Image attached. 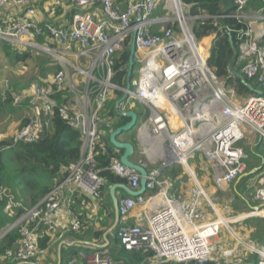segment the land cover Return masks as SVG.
I'll return each instance as SVG.
<instances>
[{"label":"built area","instance_id":"2783aa9c","mask_svg":"<svg viewBox=\"0 0 264 264\" xmlns=\"http://www.w3.org/2000/svg\"><path fill=\"white\" fill-rule=\"evenodd\" d=\"M116 1H54L49 15L59 4L74 10L68 24L56 26L35 20L38 0H0V10H20L16 21L0 25V42L18 51L40 49L59 68L48 80L12 93L13 106H27L32 115L12 135L1 133L0 141L11 138V145L5 148L35 142L59 116L80 133L82 142L80 156L68 174L34 206L24 207L6 189H0V200L6 199L7 212L15 217L11 229L20 233L17 246L0 252V264H40L45 250L39 248L38 233L54 230V216L70 185L80 195L103 203L101 188L105 182L94 157L103 145L104 130L112 125L102 110L109 99L118 98L117 115L128 111L130 102L142 105L147 114L136 133L145 157L141 163L146 170L145 190L138 196H120L117 190L120 223L116 230L109 231L123 249L146 255L142 264H250L239 258L231 241L217 239L224 229L245 254L257 258L252 264H264V244L239 239L232 230V225L251 218L264 220V172L260 171L253 194L258 206L237 215L227 212L223 217L224 210L208 196L190 164L193 160L203 162L214 187L224 190L247 168V154L240 145L243 140L256 137L251 146H260L264 153V95L239 102L235 90L211 70L209 53L192 32V24L200 19L230 18L243 23L233 31L238 52L236 69L262 88L264 15L246 11L250 0H234L231 13L217 16H189L181 0H139L124 10L117 8ZM159 7L163 14L155 17ZM219 30L232 32L227 26ZM133 32V60L139 68L126 89L128 67H116ZM60 93L66 99L63 103L56 99ZM103 152L107 154L104 148ZM173 165L183 169L181 176L167 173ZM108 169L124 179L130 190H140L141 176L135 170L113 157ZM15 209H22L21 214L17 216ZM136 210L138 213L131 216ZM130 217L132 224L126 222ZM70 230L80 231L81 223L72 221ZM85 263L114 264L99 252L86 257Z\"/></svg>","mask_w":264,"mask_h":264},{"label":"trees","instance_id":"16d2710c","mask_svg":"<svg viewBox=\"0 0 264 264\" xmlns=\"http://www.w3.org/2000/svg\"><path fill=\"white\" fill-rule=\"evenodd\" d=\"M234 0H181L184 11L189 16L205 14L208 16H217L219 14H229L233 11L230 5ZM249 13H262L264 15V0H250L247 9ZM243 23H237L236 20L225 18L219 20L212 19H200L192 24V32L197 39L211 41L210 35H214L213 42L211 44L208 64L211 70L218 78H223L228 87L235 90L239 97L253 96L240 81L229 78L228 63L230 61L231 49L227 34L224 30H219L220 27H229L232 29L231 36L236 41V37L233 31L239 30ZM261 43L264 45V41ZM130 38L127 39L120 56L118 57V64L116 68L121 65L128 67V56L130 49ZM7 47V46H6ZM14 49V48H13ZM6 50H10L9 48ZM27 50L18 51L16 49L8 51L7 56H10L15 63L24 62L30 58V52ZM52 71L55 73L58 71V66L52 61ZM239 71V69H237ZM122 75V74H121ZM118 75L116 78H118ZM248 82L255 88L263 92L264 87L260 88L254 82L248 80ZM26 84L15 85L14 88H10L1 97L0 104L7 107L10 111H19L12 105V93L16 88L26 86ZM64 94L60 93L56 96L58 102H65L63 98ZM3 99V100H2ZM118 99H109L102 110L104 118H108L112 121V125L104 130L102 138L103 145L97 148V153L94 157L97 162V170L99 176L104 179V185L101 188V195L108 196V190L115 184L127 183L124 179H120L112 174L109 169V159L116 158L119 160L122 155L121 151H117L109 141L110 133L118 127H121L127 122V118L116 114L115 105ZM26 119L21 121V127L24 125ZM11 138L3 139L0 141V189H6L13 195L16 202L20 203L24 207L34 206L41 201L43 197L60 182L67 174L70 167L75 164L80 156V149L82 146L81 135L78 131L70 127L63 118L55 116L51 120V125L47 133L42 134L41 137L32 143H19L15 146H10ZM103 148L107 154L103 152ZM257 149V147H256ZM252 149H249L251 151ZM248 151V152H249ZM252 160L258 163L259 170L264 169V155H257L252 153ZM249 168L252 167L251 163H247ZM258 167V168H259ZM248 168V169H249ZM168 170L167 173L174 175ZM255 172H259L258 169ZM249 173H245L238 177L233 184L235 196L239 197V187L244 183L246 176ZM84 197V196H83ZM86 198V197H85ZM102 205V209L105 208L110 212L112 210V203ZM102 204V203H100ZM6 199L0 200V252H4L6 249L14 248L17 246V242L20 238V233L17 229H11L3 237H1L3 229L11 225L14 222L15 217L7 212ZM22 209H15V214L18 216L21 214ZM117 228V227H116ZM116 228L114 230H116ZM102 233L96 232L95 236H100ZM252 238L257 239V242L264 244V220L261 221L260 228H257V232L252 235ZM111 242V247L108 255L114 264H142L146 255H142L139 252L124 250L120 242L114 237H108ZM48 238L44 235L38 238L39 248L41 250L46 249ZM250 261L254 263L257 258L252 255ZM157 264H198L194 261L186 263L178 262H161Z\"/></svg>","mask_w":264,"mask_h":264},{"label":"crops","instance_id":"0c3cea01","mask_svg":"<svg viewBox=\"0 0 264 264\" xmlns=\"http://www.w3.org/2000/svg\"><path fill=\"white\" fill-rule=\"evenodd\" d=\"M54 1L58 2L59 0H38L37 4L34 6L35 20L37 22L42 24L51 22L56 26L66 25L69 23V20L74 10L68 6L59 4V7L56 12L54 14L49 15V8L55 3ZM138 1L139 0H117L116 5L117 8H119L120 10H124L129 4L136 3ZM162 14L163 11L161 7L157 8L154 12L155 17H159ZM19 15L20 10L17 11L11 8L6 10H0V25L7 26L10 22L6 21L10 20L11 22H14L18 19ZM262 39V41H264V36ZM21 69H23L25 73L26 68L24 66L19 68L18 74L23 75L24 73H22ZM9 71H11V68L6 65L0 67V73ZM26 86H21L20 88H17V90L13 91H19L21 88H24ZM133 104H135L134 107ZM20 107L25 109V111H23L24 119H27L29 116L32 115V111L27 108V106ZM137 107L138 111H136ZM128 110H133L137 115V121L140 120L141 123L147 117L144 108L142 107V105H138V103L130 102ZM136 133L137 129H134L129 132H123L117 138V141L132 143L134 146V153L130 157V161L135 164L141 165V163L145 162V157H142L140 155V143L137 139ZM250 138L252 142L257 139L254 136ZM250 147V149L255 148V146ZM117 151L118 150L115 151V154ZM178 169V166H172L170 168V171H172V173L178 176H181L183 173L180 174V172H175V170ZM76 191L77 190L75 189V186L72 185H70L66 189L63 205L54 216V230L49 233L45 230H41L38 233V237L45 235L48 238V241L46 242L47 247L46 249H44V255L42 258H40V264H86V257L93 254L94 252H99L103 255L105 253H108L111 247V242L109 241L108 237L113 238V236L109 231L112 228L118 227L120 222L119 218L118 220H116L114 216L113 207L110 212H108V210L105 208L102 209V205L109 204V190L108 196H103L104 199L102 204L94 201L91 198L86 197L85 195H83V197ZM118 192L120 193V196L125 193L122 190H118ZM138 211L139 210L132 212L131 216L136 215ZM72 221H78L81 223L80 231L72 232L70 230ZM126 222L132 224L134 221L133 218L130 217L126 220ZM11 227V225L6 226L3 229L1 237H3L7 232H9L11 230ZM96 232H100L102 234L98 237L95 236ZM70 261L72 263H70Z\"/></svg>","mask_w":264,"mask_h":264},{"label":"rangeland","instance_id":"374dc122","mask_svg":"<svg viewBox=\"0 0 264 264\" xmlns=\"http://www.w3.org/2000/svg\"><path fill=\"white\" fill-rule=\"evenodd\" d=\"M208 37L211 38L210 42L206 40L201 41V45L203 48H205L207 54L210 53V48L213 42L214 35H210ZM6 48L10 49L8 51L14 50L10 45L0 42V67L6 65L11 68V71L9 72L0 73V95L1 97L3 96V99L5 92L8 91L10 88H14L15 85L19 86L20 84L26 83L40 84V81H45L54 74L51 69V58L46 55L42 50H28L30 52V58L24 62L15 63L10 56H7L8 51L6 50ZM22 66L26 68V71L23 75L18 74L19 68ZM138 68V64L135 63L131 73L132 80L136 79L138 75ZM124 87L126 88V85ZM15 90H17V88ZM121 97L122 95L120 96V98ZM237 98L239 102H243V100L247 99L248 97L237 96ZM16 109H18V107H16ZM18 110L19 111L13 112L10 111L7 107H4L0 104V134L5 133L12 135L14 131H17L20 128L21 121L24 119L23 111H25V109L20 108ZM136 111H138V107L136 108ZM138 121L139 122L137 123L135 129H137L138 125L140 124V120ZM252 143V140H243V142L240 143V145L242 146V148H244L247 154V168L245 170V173H249L250 175H247L245 177L246 179L244 180V183L239 187V197L235 196L233 185L224 188V190L215 188L211 179L210 170L205 167L204 163L200 160L190 161V164L194 167L199 179H201V183L205 186V190L208 196L214 200L215 205L220 210H224L222 213L223 217L226 216L227 212H230L231 215L249 212L251 208H256L259 204V202H257L255 198H253V194L256 188V182L258 180L257 177L260 174L259 169L261 167H259L258 163L252 160V153L257 155H264V153L262 152L260 146H255V148L249 151ZM140 155L143 157L141 150ZM247 163H251L252 167L249 168ZM175 166H178L179 168L178 170H175V172H180V174L183 173V169L179 165H173V167ZM257 169L259 172H255ZM262 172H264V169L261 170V173ZM170 175L177 176L176 174ZM261 221L263 220L259 217L251 218L246 220L244 223L232 225V230L239 239L245 240L246 238H248L255 242L257 239L252 238V235L257 232V228H260ZM217 239H228L229 241H231L230 246H236V251H238L240 254L239 258L245 263L250 262V264H252V261H250V257L252 255L249 253L245 254V250L239 245H237V240L233 239L226 230L223 229ZM243 255L245 256L243 257Z\"/></svg>","mask_w":264,"mask_h":264},{"label":"water","instance_id":"95a60500","mask_svg":"<svg viewBox=\"0 0 264 264\" xmlns=\"http://www.w3.org/2000/svg\"><path fill=\"white\" fill-rule=\"evenodd\" d=\"M231 6V5H230ZM264 36V35H263ZM135 33H132L131 36V44H130V49H129V56H128V71H127V75H126V89L130 88V78H131V73L134 67V60H133V55H134V51H135ZM227 37L229 40V44H230V49H231V56H230V61L228 63V74H229V78H232L234 80L240 81L251 93H253V95L256 96H262L263 92H261L258 89H255L249 82L248 80L243 77L242 74H239L237 69H236V62H237V47L236 44L234 42L233 37L231 36V34L227 33ZM214 40V39H213ZM124 99V98H123ZM135 106V104H133V107ZM121 116L127 118V122L125 124H123L121 127L116 128L115 130H113L110 135H109V141L111 142V144L114 146V148L118 151L122 152V155L119 158V161L122 165L129 167L133 170H135L136 172H138L141 176L140 179V190L138 192H134L132 190H130L128 188V186L126 184H115L113 186H111L109 188V197H110V202H112V207H113V211H114V216L116 218V220H118L119 216H118V198L116 197V191L117 190H122L125 192L126 195L128 196H138V195H142L144 190H145V176H146V170L144 168L141 167V165L139 164H135L132 161H130V157L133 155L134 153V146L132 143L130 142H120L117 141V138L123 133V132H129L132 131L136 128V125L138 123L137 121V115L133 110H128L125 113H122ZM115 228H112L111 230H114ZM108 233V232H107ZM106 239V237H105ZM23 264V263H20Z\"/></svg>","mask_w":264,"mask_h":264}]
</instances>
